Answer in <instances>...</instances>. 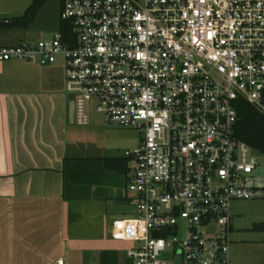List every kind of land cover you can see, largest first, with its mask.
Returning a JSON list of instances; mask_svg holds the SVG:
<instances>
[{
  "label": "built area",
  "instance_id": "obj_1",
  "mask_svg": "<svg viewBox=\"0 0 264 264\" xmlns=\"http://www.w3.org/2000/svg\"><path fill=\"white\" fill-rule=\"evenodd\" d=\"M62 19L71 33L0 45V63L62 59L77 124L91 107L144 134L113 238L132 264H232V202L264 198L235 134L236 100L264 115V0H64Z\"/></svg>",
  "mask_w": 264,
  "mask_h": 264
},
{
  "label": "crops",
  "instance_id": "obj_2",
  "mask_svg": "<svg viewBox=\"0 0 264 264\" xmlns=\"http://www.w3.org/2000/svg\"><path fill=\"white\" fill-rule=\"evenodd\" d=\"M31 24L0 27V45L9 31ZM40 66L0 63V264H132L120 243L131 242L112 232L115 221L131 218L116 215L122 202L133 201L126 187L135 161L98 154L79 127L99 122L77 124L72 97L53 88ZM33 73L43 77L34 81ZM233 214L232 264H264V230Z\"/></svg>",
  "mask_w": 264,
  "mask_h": 264
},
{
  "label": "rangeland",
  "instance_id": "obj_3",
  "mask_svg": "<svg viewBox=\"0 0 264 264\" xmlns=\"http://www.w3.org/2000/svg\"><path fill=\"white\" fill-rule=\"evenodd\" d=\"M1 3L6 5V10L0 13V18L5 19L13 16L22 15L32 0H1ZM60 0H50L44 8L40 11L35 22L31 24L28 29H17L11 30L6 36V44L13 45L24 40H39V38H52L54 33L60 29V24L62 21V8L60 6ZM12 7L16 10L11 13ZM26 31L28 35L26 36ZM4 45V44H3ZM63 60L59 59L53 64L41 65L42 69H48V75L44 78H49L52 82V87L56 90L65 89L66 93V69L63 65ZM18 78H28L26 75H18ZM43 75L38 76L33 73L31 79L34 81L38 78L41 79ZM71 96V95H70ZM92 117H95L96 121L99 123L96 126H80L79 130L81 135L86 138V140L97 146V153L100 155H112L124 157L125 152L129 149H133L139 146L144 138V134L140 132L137 128L112 125L104 122L99 115L94 113V110L89 107ZM258 156L261 166L257 170V174L264 176V155L261 153ZM133 164V163H132ZM131 181V180H130ZM130 183V182H129ZM129 183L127 184L126 191H128L129 198L134 197V193L129 190ZM119 214L116 217H134L137 215V208L134 204V200L125 201L120 204ZM232 211L234 217H239L240 223L242 225H253L252 222H262L264 219V198L262 199H251V200H234L232 202ZM257 230V229H256ZM125 250L130 248L133 243L120 242Z\"/></svg>",
  "mask_w": 264,
  "mask_h": 264
},
{
  "label": "trees",
  "instance_id": "obj_4",
  "mask_svg": "<svg viewBox=\"0 0 264 264\" xmlns=\"http://www.w3.org/2000/svg\"><path fill=\"white\" fill-rule=\"evenodd\" d=\"M48 1L32 0L30 6L22 15L5 19L0 18V27L13 28L30 25L35 21L39 10ZM60 1L61 8H63L64 0ZM60 27L65 33H71V25L69 22L62 19ZM235 105L238 111V121L235 129L236 136L264 155V115L244 99L236 100ZM254 229L264 230V222L255 224Z\"/></svg>",
  "mask_w": 264,
  "mask_h": 264
},
{
  "label": "water",
  "instance_id": "obj_5",
  "mask_svg": "<svg viewBox=\"0 0 264 264\" xmlns=\"http://www.w3.org/2000/svg\"><path fill=\"white\" fill-rule=\"evenodd\" d=\"M70 114L74 116V102L71 104Z\"/></svg>",
  "mask_w": 264,
  "mask_h": 264
}]
</instances>
